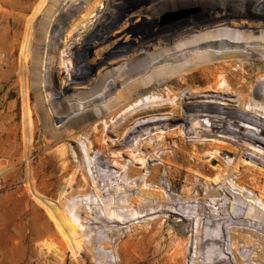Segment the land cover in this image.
I'll return each mask as SVG.
<instances>
[{"label":"rangeland","instance_id":"obj_1","mask_svg":"<svg viewBox=\"0 0 264 264\" xmlns=\"http://www.w3.org/2000/svg\"><path fill=\"white\" fill-rule=\"evenodd\" d=\"M101 1L0 0V264H169L167 249L157 252L161 247L158 241L162 239L167 246L177 243L178 237L187 254L181 264H194L196 228L199 224H206L208 228L211 223L208 211L198 213L201 205L195 196L198 191L189 199L184 193L188 178L201 181L203 187L199 190V197H204L210 189L199 173L189 172L196 161L180 149L178 138L171 137L164 149L162 138L168 130L153 125L143 134L126 139L128 131L134 127L128 122L133 116L129 113L132 105L145 99L150 101L145 110L153 111L151 117H163L155 111L156 105L172 106L177 101V96L173 95V92L179 93L176 81L155 80L149 72L147 75L143 73L147 79H152L153 85L126 99L119 95L120 85L113 94L92 102L88 107L85 102L92 98L84 97L94 94L93 90L76 86L64 96L60 95L73 75L83 69L90 72L89 78L97 77L101 63L108 57V38L112 33L121 40L119 51H125L126 46L145 36L141 32L142 25L129 21L134 7L133 10H141L152 3V12L141 14H149L151 18H157L160 25H168L177 21L161 24L167 14L183 10L197 12L196 7L208 3V0H180L162 9L163 4L158 9L154 7L157 0L139 7L136 4L133 7L122 5L109 9L112 11L111 14L108 11L109 18L101 16L103 9L110 1L116 0H106L107 5L102 6L101 17H98ZM228 1L230 3L226 5L215 2L206 7L215 6L222 12H233L249 5L264 6L258 4L259 0ZM60 2L66 4L61 13L66 11L70 16L57 14L50 21L47 13L51 8V14L56 11ZM71 9H75L74 12ZM92 12L96 15L92 20H95L83 34L84 21ZM112 17H115L113 21ZM103 22L105 26L101 27L99 39L75 55L72 52L75 40H78L77 45L90 42H86L87 34L91 35ZM153 27L155 30L156 25ZM258 30L256 35L260 34L261 29ZM116 57L121 58L115 56L111 60H117ZM242 62L246 63L253 82L263 74L262 57L238 58V68ZM119 65H113L114 69ZM63 116L68 117L59 121ZM182 129L181 135L190 146L206 140L222 142L230 138L237 141L220 130L214 137H199L197 134L186 137L189 128L183 126ZM172 130L174 127L170 128ZM144 145L151 149H144ZM173 149L177 150L179 161L166 164V154L171 162ZM256 150L264 152L260 148ZM212 156L207 154L200 161L202 164L199 162L204 172L218 167L219 159ZM253 156L254 153L249 151L243 158L245 164L264 173V162L253 160ZM233 161L234 156L225 157L227 164ZM154 168L159 169L155 174L163 183L172 182V187L163 190L164 200L139 193L140 187L156 189L147 182V178L154 174ZM232 177L228 175L226 178L233 193L224 199L225 205L239 197L246 203L247 211L264 212V199L251 188L237 186ZM210 201L213 199L206 203ZM212 212L217 214V210ZM185 216L190 217L189 220ZM253 237L250 232H244L237 237L238 243L235 244L226 232V252L223 255L230 260L229 264L237 263L236 245L240 251L257 256V252L245 244L250 240L258 244ZM263 261L246 260V264H264Z\"/></svg>","mask_w":264,"mask_h":264},{"label":"bare ground","instance_id":"obj_2","mask_svg":"<svg viewBox=\"0 0 264 264\" xmlns=\"http://www.w3.org/2000/svg\"><path fill=\"white\" fill-rule=\"evenodd\" d=\"M150 4L141 10H132L129 14V21L131 20L132 24L142 25L141 32L143 31L145 36L134 40L128 47L126 46L125 51H119L122 48L121 40L112 33L108 38V42H110L107 48L108 57L101 63V72L97 77L89 78L90 72L83 69L73 75L71 82L64 91L60 92V95L64 96L76 86L83 90H93L94 94L84 97L92 98L85 102L88 107L92 102L100 101L113 94L120 85H122L120 87L122 90L119 95L126 99L144 87L148 88L152 84V79L166 82L176 81L179 93L173 92V95L177 96V101L172 106L159 102L157 104L154 100L158 107L155 111L160 112L163 117L152 118L153 111L145 110V106L149 105L150 101L147 102L145 99H142L140 104L132 105L129 113H132L133 116L128 118V122L134 127L130 128L126 139L128 140L131 135L143 134L153 125H161L162 128L168 130L165 137L162 138L164 149H166L168 140L171 137H176L179 139L180 149L185 154L191 155L196 161L194 166H190L189 172L199 173L200 178L206 181L205 184L210 190H207L204 197H199V190L203 187L201 181L188 178L185 181L184 193L189 199L193 192L198 191L195 196L200 199L201 205L199 206L200 212L198 210L197 212L201 214V212L208 211L211 223H208V228L206 224L205 226L199 224L197 228L194 226L197 237V242H195L197 244H194L196 246L195 249L193 248L194 253L192 254L194 264H229L230 260L224 256L225 254L223 255L226 252V232L231 235L230 240L235 244L238 243H236L237 237L244 232H250L252 237L254 236L253 238L259 242L257 244L256 241L250 240L245 243L247 247H251L257 252V256L247 251H240L241 248L235 246L238 264H246V260L264 259V212L262 210L247 211L246 203L241 202L239 197L235 202L233 200L230 204L225 205L226 198L233 193L230 188L232 185L229 186L226 180L228 175L235 178L237 186L251 188L259 194L260 198L264 199V178H262L264 173L258 170L259 168L255 169L251 165L245 164L243 160L244 156H247L251 151L255 155L252 157L253 160L264 162V152L256 150V148H260L264 151V70L263 74L254 80V83L252 75L246 69V63L242 62L239 68L237 66L238 58L262 57L264 60V6L249 5L246 9L233 12H222L215 6H203L198 15L181 19L173 24L160 25L157 18H151L148 16L149 14H141L152 12ZM160 4L163 2L157 1L154 7L158 9ZM64 5L66 4L60 2L52 14L50 13L52 8L49 10L47 15L50 21L57 14H62V17L70 16L66 11L61 13L64 11ZM74 10L71 9L72 12ZM108 11L110 12L108 7L103 9L102 16L109 18L112 11L110 14ZM94 16L96 15L92 12V15L84 21L83 34L91 27L92 21L95 20H92ZM111 19L113 21L115 17ZM153 25H156L155 30ZM102 26H105L104 22L97 29L93 28L96 29L95 32L92 30L96 35L87 34L86 42H90L77 45L75 50L83 51L92 44V41L99 39ZM258 28L261 29L260 34L256 35L255 33H259V30L256 31ZM80 35L82 36V33ZM115 56H121V58L116 57L117 60H111ZM115 64H120L117 69L113 67ZM93 71L94 68L91 69V72ZM147 72L152 77L151 81L143 75V73L147 75ZM104 83H106L105 86H103ZM121 98L123 101L124 98ZM125 105H129V103ZM65 117L68 116L57 119L61 121ZM128 122L126 125H129ZM247 124L253 125V127ZM183 126L186 129L189 128L186 131V137H193L194 134L199 137H214L215 132L220 130L226 135L236 138L237 141L230 138L222 142L206 140V142H197L190 146L181 135ZM171 127H174L175 130L170 131ZM143 147L146 150L151 149L147 145ZM176 153L177 150L173 149L171 162L166 154L165 163H178ZM207 154L219 159V165L216 169L209 168L207 172H204L200 161ZM227 156H234L232 164L225 162ZM154 170V174L147 178V182L156 189L140 187L139 193L141 196L164 200L163 190L167 186L172 187V182L169 181L166 185L158 178V174H155L159 172V169L154 168ZM240 196L243 197V195ZM139 199L141 200V198ZM210 199L213 201L207 204L206 202ZM212 210H217V214ZM189 218L186 217V220ZM237 226L238 228H236ZM178 238L177 243L167 246L164 245L162 239L158 241L161 247L157 248V252L166 248L169 252L166 261L169 264H181L187 257L183 241Z\"/></svg>","mask_w":264,"mask_h":264},{"label":"built area","instance_id":"obj_3","mask_svg":"<svg viewBox=\"0 0 264 264\" xmlns=\"http://www.w3.org/2000/svg\"><path fill=\"white\" fill-rule=\"evenodd\" d=\"M153 0H116V2H111V3H108V9H110V10H113V8H120V6H122L123 5V7H130V6H132L133 7V5H135V6H144V5H146V4H149L150 2H152ZM157 1H161V2H163V5L160 7V9H162V8H164L166 5H168L169 3H177L178 1H180V0H157ZM181 1H186V0H181ZM119 2H121V3H119ZM215 2H217V4L218 5H226V4H229L230 2L228 1V0H208V3H204V4H201V5H199L198 7H196L198 10H197V12H195V13H193L192 15H190V16H194V15H198L199 13H200V11H201V7H203V6H207V5H209V4H211V3H215ZM100 4H101V6H100ZM258 4H264V0H259V2H258ZM107 5V1L106 0H102L100 3H99V5H98V7H99V9L97 10V12L99 13L98 14V17L101 15V9H102V6H106ZM116 5V6H115ZM190 6H193V5H190ZM133 9H135V7L133 8ZM133 9H131V10H133ZM131 10H129V11H131ZM128 10L126 11V12H129ZM111 12V11H110ZM123 13V12H122ZM159 14H161V12L159 13ZM102 16V15H101ZM100 16V17H101ZM189 16V17H190ZM119 21V20H118ZM123 21H124V19H123ZM78 44V40H75V42L73 43V45H72V52L75 54V55H78V53H77V51L76 50H74V48H75V45H77ZM88 49V48H87ZM86 49V50H87ZM89 49H91V48H89Z\"/></svg>","mask_w":264,"mask_h":264},{"label":"water","instance_id":"obj_4","mask_svg":"<svg viewBox=\"0 0 264 264\" xmlns=\"http://www.w3.org/2000/svg\"><path fill=\"white\" fill-rule=\"evenodd\" d=\"M193 12H195V11L194 10H183V11H179L177 13H169L161 19V24L171 23V22L181 20L183 18H186L187 16H189ZM90 53H92V51H90Z\"/></svg>","mask_w":264,"mask_h":264}]
</instances>
